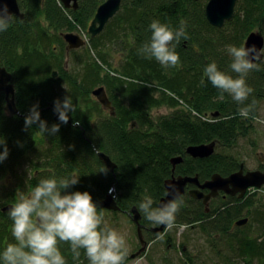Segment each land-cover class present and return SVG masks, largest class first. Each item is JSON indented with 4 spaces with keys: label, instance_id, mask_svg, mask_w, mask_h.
Here are the masks:
<instances>
[{
    "label": "trees",
    "instance_id": "16d2710c",
    "mask_svg": "<svg viewBox=\"0 0 264 264\" xmlns=\"http://www.w3.org/2000/svg\"><path fill=\"white\" fill-rule=\"evenodd\" d=\"M18 1L24 18L13 16L7 31L0 32V64L13 75L20 112L10 117L4 102L0 103V140L4 141L0 153L4 145L8 149L7 158L0 162V177L6 173H19L21 177L8 198L2 199V207L28 195L41 179L75 176L79 183L69 192L87 191L101 207L113 189L111 195L119 212L133 207L140 211L139 204L146 197L152 199L153 207H158L166 195L165 183L173 174L175 157L188 158L177 167V174H198L201 181L215 173L228 176L239 169V159L227 151L255 130L253 121L264 100V57L256 63L259 71L246 76L253 92L243 104L227 93L221 98L204 69L215 62L218 70L238 77L230 68L227 46L244 47L245 39L255 31L264 36V0H239L233 20L222 29L207 21L205 7L209 0H123L121 11L106 30L89 38L83 50H69L63 35L86 33L88 23L106 0H80L77 10L65 9L60 0ZM153 20L173 29L186 24L188 39L181 38L176 46L180 62L175 67H162L154 58L138 54L151 37L149 25ZM110 47L119 49L117 53L123 61L120 55L116 61ZM69 59L77 65L71 63L68 68ZM101 86L108 90L115 115L107 113L92 95ZM66 96H71L76 111L68 113V123L64 124L56 120L54 102ZM253 101L247 117L242 116L240 109ZM34 105H38L48 129L59 124L57 133L42 134L38 124L25 127V117ZM165 106L171 113L153 116L154 109ZM210 111H220L222 117L216 121L200 118ZM75 121H79L76 126ZM213 141L218 144L214 155L205 159L186 155L188 146ZM97 152L105 153L116 164L114 173ZM2 207L0 255L9 243H17L9 210L2 211ZM222 207L221 212L207 214L202 201L185 196L175 224L186 229L194 225L209 238L221 234L230 243L235 258L245 264H264V221L257 223L254 231L247 229L250 225L230 235L231 220L241 217L246 206L237 200ZM102 210L104 217L114 219L119 214ZM140 213L147 228L158 226ZM57 246L66 264H89L83 249L76 260L69 242L58 241ZM127 259L128 255L124 261Z\"/></svg>",
    "mask_w": 264,
    "mask_h": 264
},
{
    "label": "clouds",
    "instance_id": "9594fccd",
    "mask_svg": "<svg viewBox=\"0 0 264 264\" xmlns=\"http://www.w3.org/2000/svg\"><path fill=\"white\" fill-rule=\"evenodd\" d=\"M11 19L6 7L0 8V32L7 31ZM149 29L151 37L140 47L138 54L154 58L162 67H175L180 62L176 46L181 38L188 39L186 24L181 23L178 29H173L168 24L153 20ZM227 51L232 60L230 68L238 77L233 78L218 70L215 62L205 67L204 75L220 91L221 98L227 93L235 102L243 104L253 92L246 83V76L253 70L259 71V66L253 62L256 52L254 48H237L233 45L227 46ZM201 84H204L203 79ZM254 104L255 101L241 108L240 114L247 117ZM54 111L59 121L67 124L68 113L76 111L71 96L64 97L63 101L56 100ZM33 124H38L42 134H55L59 131V124L48 129L46 121L41 120L38 105H34L25 117L26 128ZM78 124L79 121H75L74 126ZM3 144L4 141L0 140V145ZM7 156L8 149L4 145L0 162ZM78 183L79 178L75 176L45 178L28 195L19 197V201L7 213L12 220V235L17 243H9L0 255L3 264H66L57 246L58 241L70 243L76 260L80 257L79 250L83 249L89 264H123L127 256L124 237L114 229L102 227L103 210L87 191H68ZM113 191L110 189L109 194ZM182 204L183 197L178 194L158 207H153L152 199L146 197L139 204V209L148 221L171 229L176 226V216Z\"/></svg>",
    "mask_w": 264,
    "mask_h": 264
},
{
    "label": "water",
    "instance_id": "95a60500",
    "mask_svg": "<svg viewBox=\"0 0 264 264\" xmlns=\"http://www.w3.org/2000/svg\"><path fill=\"white\" fill-rule=\"evenodd\" d=\"M65 9H75L79 7L80 0H60ZM201 1V0H193ZM123 0H106L103 4L97 9L95 16L88 28V33L91 38H96L101 35L108 25V23L121 11ZM239 0H209L205 7V15L209 24L215 28L222 29L225 25L232 21ZM6 7L8 12L11 14V17L18 16L24 18V14L21 11L18 0H0V8ZM12 20V19H11ZM65 42L68 45L69 50H76L87 45L86 40L79 34L74 32L66 33L63 35ZM244 48H254L256 52V58L254 63L261 61L264 57V36L258 32H252L246 39ZM57 74L55 73V76ZM5 94V113L14 117L15 115L20 114L19 109L16 105V88L13 83V75L8 71L6 67H3L0 64V94ZM92 95L97 98V101L102 105L103 108H107L113 111L114 107L112 106V101L106 93L105 87H99L93 90ZM1 102V99H0ZM56 114V120L58 119V114ZM219 116L215 114L214 117ZM215 143L212 144H203V145H192L188 147L187 153L193 158H208L215 153ZM99 159L103 162L106 168L114 173L116 169V164L111 160V158L102 152H97ZM183 157H176L172 159V164L175 166L183 161ZM243 166L239 172L233 173L230 176L224 177L221 174H215L211 179L201 184L198 175L192 176H179L168 179L165 183L166 187V196H164L158 206H161L168 201L172 200L174 197L183 196L186 193V188L189 184H196L201 189H195L190 191V195L194 199L204 200V203L207 205L211 197L216 196L219 191H224L227 194L235 195L240 193V197H243L249 188H261L264 185V172L261 171H250L244 173ZM202 189H209L211 193L205 195L202 192ZM112 195H107V197L100 203V206L103 209L118 212L120 207L116 199ZM13 205V204H12ZM12 205H8L2 208V211H7ZM132 220L135 225L138 227L139 237L142 241V244H145L142 235V225L140 223L141 214L137 207L131 209ZM248 223V219L240 220L236 223L237 226H244ZM166 226L161 225L158 228L152 229V232L158 234L165 230ZM146 248H143L142 251H145Z\"/></svg>",
    "mask_w": 264,
    "mask_h": 264
},
{
    "label": "rangeland",
    "instance_id": "374dc122",
    "mask_svg": "<svg viewBox=\"0 0 264 264\" xmlns=\"http://www.w3.org/2000/svg\"><path fill=\"white\" fill-rule=\"evenodd\" d=\"M90 24L91 22L88 23V28ZM74 33L79 34L84 37V39L90 41L88 30L86 33L84 31ZM109 50L114 54L117 61L120 55L117 53V50L119 49L110 47ZM94 55L95 52L92 53L93 57ZM120 59L123 61L121 55ZM71 63L75 64V66L77 65L74 61H71V59L66 60V66L68 68ZM113 64L115 67L117 66L116 62ZM171 111L170 108L165 106L154 109L152 114L154 117H158L169 114ZM258 112V119L253 121V126H255L254 132H252L248 138L240 139L236 148L227 151L237 158H240V161L245 162L246 166L250 169L257 168L259 163H261L260 154H264V100L260 103ZM7 174L8 173L0 177V208L2 207V199L8 198L10 189L14 187L18 179L21 177V174L19 173L17 176L15 174ZM17 195H19L18 191ZM252 223L253 225L250 228H247L250 231H254L256 227V223ZM104 224L112 227V229L116 230L124 237L127 255L131 256L132 254L137 253L140 247H142L141 250L146 248L147 255L145 257L133 259L129 264H245L243 261L234 257L230 243L222 238V236L209 238L194 227L186 229L185 226L181 227L177 225L168 229V231H170L168 234L172 238L170 241L168 240L166 242L164 241L165 238H162L148 246L146 241L145 244H142L138 235L139 233L137 234L136 225H134L127 216H124L121 213L114 219L105 216ZM152 233L156 234L154 232ZM152 233L145 231L143 233L145 234V237L143 235V239H147L148 242L151 241L154 239ZM251 235H253V233ZM257 235L258 234H255V236ZM183 248L186 251L185 253H182Z\"/></svg>",
    "mask_w": 264,
    "mask_h": 264
},
{
    "label": "flooded vegetation",
    "instance_id": "af4514ba",
    "mask_svg": "<svg viewBox=\"0 0 264 264\" xmlns=\"http://www.w3.org/2000/svg\"><path fill=\"white\" fill-rule=\"evenodd\" d=\"M123 3V2H122ZM93 20V19H92ZM92 22V21H91ZM84 38V37H83ZM90 38H91V36H90ZM92 39V38H91ZM86 40V42H87V45H88V43H89V41L87 40V39H85ZM86 45V46H87ZM85 46V47H86ZM83 48V47H82ZM81 49V48H80ZM83 50V49H82ZM56 73V72H55ZM55 73H54V75H55ZM102 87V86H101ZM99 88V87H98ZM97 89V88H96ZM105 90H106V93H107V95L109 96V93H108V90L106 89V87H105ZM93 97H95V96H93ZM96 98V97H95ZM109 98H110V96H109ZM0 99H1V102L3 101L4 102V106H5V94L4 93H1L0 94ZM97 99V98H96ZM111 100V99H110ZM0 102V103H1ZM112 106H113V103H112ZM105 109V111L107 112V113H109V114H111L112 115V113H113V111L112 110H110V109H107V108H104ZM219 114V116H217V117H214L215 116V114ZM222 117V113L220 112V111H213V112H207V113H205L203 116H201L200 115V118L201 119H203V120H207V121H216V120H219L220 118ZM256 119H258V118H255V120ZM250 136V135H249ZM249 136H247V137H244V138H248ZM244 138H241V139H244ZM212 143H215L216 144V146H215V153L218 151V144H217V142H215V141H213V142H211V143H207V144H212ZM203 144H205V143H203ZM203 144H197V145H203ZM238 145V144H237ZM237 145L234 147V148H236L237 147ZM192 146V145H191ZM194 146H196V145H194ZM188 147H190V146H188ZM188 147H187V149H188ZM233 148V149H234ZM187 149H186V155H188L189 156V158H193L191 155H189L188 153H187ZM214 153V154H215ZM213 154V155H214ZM260 156H261V163H259V165L257 166V168L256 169H250L248 166H246V163L245 162H242V161H240V158H237V159H239V169L238 170H236V171H234V172H232L231 174H233V173H236V172H239L240 170H241V168H242V166H243V170H244V173L246 174V173H248V172H250V171H261V172H264V158H262V157H264V154L263 153H261L260 154ZM179 157H182V156H179ZM176 158V157H175ZM183 159V161L181 162V163H179V164H177L176 166H175V168H173V174H172V176H171V178L170 179H172L173 177H179V176H189V175H183V174H177L176 173V170H177V167L178 166H180V165H183L187 160H188V158L186 157V158H182ZM193 159H201V158H193ZM205 159V158H204ZM174 167V166H173ZM216 174V173H215ZM215 174H213L212 176H214ZM218 174V173H217ZM231 174H229L228 176H230ZM198 175V174H197ZM196 176V175H195ZM223 176V175H222ZM192 177H194V176H192ZM198 177H199V175H198ZM224 177H227V176H224ZM212 178V177H211ZM210 178V179H211ZM199 180H200V178H199ZM209 180V179H208ZM207 180H205V181H201L200 180V182H201V184H204V182H206ZM195 189H201L198 185H196V184H189L188 186H187V188H186V193L182 196V197H185V196H190L192 199H194L189 193H190V191H192V190H195ZM202 192L205 194V195H209L210 193H211V191L209 190V189H202ZM166 196V195H165ZM194 200H198V201H202V203H203V205L205 206V209H206V213L207 214H209L211 211H216V213H218V212H221L222 211V209H223V207H222V204H224V203H226V202H231V201H237V200H239V204H243V205H245L246 207H245V209H243L242 211V213H243V215L241 216V217H239L238 219H236V220H231V222H232V224H230L229 225V234L230 235H233V234H236L235 233V231H236V229H243V228H246L247 226H252L253 225V223L252 222H254V223H260V222H263L264 221V185L261 187V188H255V187H253V188H249V189H247V191H246V193H245V195L243 196V197H240V193H236L235 195H230V194H227L226 192H224V191H219L218 192V194L216 195V196H213V197H211L210 198V200L208 201V204L206 205L205 203H204V200H199V199H194ZM211 207H212V210H211ZM119 212V211H118ZM121 212H119V214H120ZM131 213V210L130 211H127V212H125V213H121L122 215H124V216H127L129 219H130V221H132L133 222V218H132V215L130 214ZM141 214V213H140ZM244 219H248V223L246 224V225H244V226H237L236 225V223L238 222V221H240V220H244ZM142 220H143V218H142V215H141V220H140V223H141V225H142V235H144V237H145V234H143L145 231L146 232H150V233H152V229H154V228H158V227H160L161 225H158V226H154V227H149V228H147V226L146 225H144L143 223H142ZM134 223V222H133ZM256 224H255V226H256ZM135 225V224H134ZM194 228H195V226H193ZM136 229H137V234H138V227H137V225H136ZM196 229V228H195ZM198 229V228H197ZM201 233H202V230H200V229H198ZM170 231H168V228H166L163 232H160L159 234H153V238L154 239H152L151 241H149L148 242V240L147 239H145L144 241H146V243H147V245L149 246L150 244H152V243H155L156 241H158V239H162V238H165L164 239V241H170L172 238L170 237V235L168 234ZM152 234H150V235H152ZM139 235V234H138ZM216 236H222L221 234H214V236L213 237H216ZM140 238V237H139ZM222 238H224L225 239V237H223L222 236ZM170 246H171V244H170ZM141 248L142 247H140L139 249H138V251H137V253H135V254H132L131 256H129L128 255V259L126 260V261H124L123 263L124 264H129V262L131 261V260H133V259H137V258H143V257H145L146 255H147V252H146V250H145V252L144 251H142V253L141 254H139V251L141 250ZM186 251L184 250V248L182 249V253H185ZM185 261V260H184Z\"/></svg>",
    "mask_w": 264,
    "mask_h": 264
}]
</instances>
